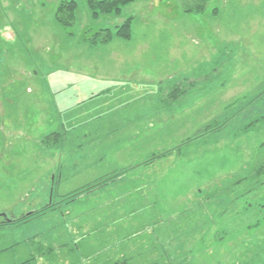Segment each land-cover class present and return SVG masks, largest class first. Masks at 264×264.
<instances>
[{
  "label": "rangeland",
  "instance_id": "obj_1",
  "mask_svg": "<svg viewBox=\"0 0 264 264\" xmlns=\"http://www.w3.org/2000/svg\"><path fill=\"white\" fill-rule=\"evenodd\" d=\"M60 1L0 0V264H264V0Z\"/></svg>",
  "mask_w": 264,
  "mask_h": 264
},
{
  "label": "trees",
  "instance_id": "obj_2",
  "mask_svg": "<svg viewBox=\"0 0 264 264\" xmlns=\"http://www.w3.org/2000/svg\"><path fill=\"white\" fill-rule=\"evenodd\" d=\"M135 0H86L88 7L91 9L92 14L97 13H118L121 8ZM213 0H179V8L184 13H195L203 14L209 5H211ZM76 2L75 0H61L56 8V17L64 25L73 24V13ZM213 13L217 12V8L214 6L212 8ZM132 17L126 18L121 24L116 26V35L120 38L127 39L130 37V23ZM103 35V36H102ZM102 36V37H101ZM110 36V31L108 29H101L96 31L92 37L91 42L100 41V43L108 41ZM101 37V38H100ZM100 38V40H99ZM97 183L88 186L87 189H91L93 186L101 184ZM85 189V188H84ZM21 264V263H19Z\"/></svg>",
  "mask_w": 264,
  "mask_h": 264
},
{
  "label": "crops",
  "instance_id": "obj_3",
  "mask_svg": "<svg viewBox=\"0 0 264 264\" xmlns=\"http://www.w3.org/2000/svg\"><path fill=\"white\" fill-rule=\"evenodd\" d=\"M8 35H10V34H8Z\"/></svg>",
  "mask_w": 264,
  "mask_h": 264
}]
</instances>
